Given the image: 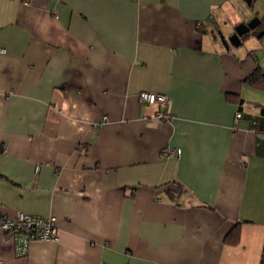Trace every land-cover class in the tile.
I'll list each match as a JSON object with an SVG mask.
<instances>
[{"label": "crops", "instance_id": "1", "mask_svg": "<svg viewBox=\"0 0 264 264\" xmlns=\"http://www.w3.org/2000/svg\"><path fill=\"white\" fill-rule=\"evenodd\" d=\"M244 1L0 0V215L56 230L20 254L0 228V264H259L264 45L217 34L264 22Z\"/></svg>", "mask_w": 264, "mask_h": 264}, {"label": "built area", "instance_id": "2", "mask_svg": "<svg viewBox=\"0 0 264 264\" xmlns=\"http://www.w3.org/2000/svg\"><path fill=\"white\" fill-rule=\"evenodd\" d=\"M4 53L3 49H0ZM139 101L154 106L157 111L156 119L169 121L171 115L167 112L168 97L161 92L141 91L137 94ZM240 114L236 113L235 117L239 118ZM168 157H179V149L167 150L164 152ZM55 219L52 216L41 218L22 212H17L12 217L0 215V228L14 241L16 250L24 254L30 240H55Z\"/></svg>", "mask_w": 264, "mask_h": 264}, {"label": "trees", "instance_id": "3", "mask_svg": "<svg viewBox=\"0 0 264 264\" xmlns=\"http://www.w3.org/2000/svg\"><path fill=\"white\" fill-rule=\"evenodd\" d=\"M247 38V36L243 37L242 39ZM253 52V51H250ZM249 52V53H250ZM244 82L247 83V85L252 89H255L261 93H264V63L262 64H257L251 74L245 78ZM231 99L232 102L239 104L242 102L241 97H236L234 94H228L227 99ZM241 106V105H240ZM239 106V108H240ZM264 114V107L261 108L260 110ZM240 225L239 223H236L234 225V228L231 229L226 237H225V243L229 245L235 246L239 242L240 238ZM260 260L259 264H264V242H263V247L261 250L260 254Z\"/></svg>", "mask_w": 264, "mask_h": 264}, {"label": "water", "instance_id": "4", "mask_svg": "<svg viewBox=\"0 0 264 264\" xmlns=\"http://www.w3.org/2000/svg\"><path fill=\"white\" fill-rule=\"evenodd\" d=\"M247 5H250L252 3V0H245ZM261 23V20L257 17L251 18L248 22H241L237 24L233 31L228 35V37H225L220 31H218V36L220 38L221 43L225 48H229V46L232 47H238L242 43V38L245 36H249V32L251 30L256 29ZM264 30H261V33L258 35V37H261L263 35Z\"/></svg>", "mask_w": 264, "mask_h": 264}, {"label": "rangeland", "instance_id": "5", "mask_svg": "<svg viewBox=\"0 0 264 264\" xmlns=\"http://www.w3.org/2000/svg\"><path fill=\"white\" fill-rule=\"evenodd\" d=\"M243 8H245L246 14L253 13V14L260 15V12L256 10L255 5L249 6L244 1V7ZM251 18H254V17H251ZM234 27L232 28V30L234 29ZM261 30H264V22H261L260 25L256 29L251 30L248 34L249 36L247 38H245L243 40L242 44L238 45V47L239 48L249 47L251 43H255L257 48L263 47L262 45H264V34L261 35V37H258V35L261 33ZM223 34L225 37H228L227 31H224Z\"/></svg>", "mask_w": 264, "mask_h": 264}]
</instances>
